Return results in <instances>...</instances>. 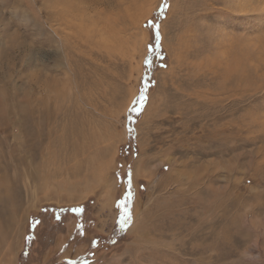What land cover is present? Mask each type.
Instances as JSON below:
<instances>
[{
  "label": "rangeland",
  "instance_id": "obj_1",
  "mask_svg": "<svg viewBox=\"0 0 264 264\" xmlns=\"http://www.w3.org/2000/svg\"><path fill=\"white\" fill-rule=\"evenodd\" d=\"M0 264H264V0H0Z\"/></svg>",
  "mask_w": 264,
  "mask_h": 264
},
{
  "label": "bare ground",
  "instance_id": "obj_2",
  "mask_svg": "<svg viewBox=\"0 0 264 264\" xmlns=\"http://www.w3.org/2000/svg\"><path fill=\"white\" fill-rule=\"evenodd\" d=\"M84 1V0H83ZM57 2V1H56ZM67 2V1H66ZM69 3V2H68ZM60 4V3H59ZM66 4V3H65ZM77 4V3H76ZM56 5H58V4H56ZM55 5V6H56ZM100 5V4H99ZM60 6H63L62 4L60 5ZM60 6H57V7H59L60 8ZM70 6V5H69ZM64 7H66V6H64ZM68 7V6H67ZM66 7V8H67ZM58 8V9H59ZM54 9H55V7H54ZM65 9V8H64ZM70 9H71V7H70ZM56 10H57V8H56ZM72 10V9H71ZM59 11V10H58ZM73 11V10H72ZM57 12V11H56ZM74 12V11H73ZM71 14V11H68L67 9L66 10H61V12H59V13H57V16H58V19H53V18H49L50 19V22H51V19L52 20H54V22H56L57 24H56V28L54 29V30H52L51 28V30L54 32V33H56V31L58 30H61V32L62 31H67V29H72V28H75L76 26L78 27V25H75V19H73L72 18V14ZM50 15H51V12H50ZM53 16V15H52ZM56 16V15H55ZM74 17V16H73ZM47 21H48V19H47ZM80 24V23H79ZM80 25H82V24H80ZM81 27V26H80ZM67 28V29H66ZM82 28H83V26H82ZM4 182V181H3ZM5 184V183H4ZM3 184V185H4ZM7 185V184H6ZM4 188V187H3ZM6 188H8V187H6ZM4 191V190H3Z\"/></svg>",
  "mask_w": 264,
  "mask_h": 264
},
{
  "label": "snow or ice",
  "instance_id": "obj_3",
  "mask_svg": "<svg viewBox=\"0 0 264 264\" xmlns=\"http://www.w3.org/2000/svg\"><path fill=\"white\" fill-rule=\"evenodd\" d=\"M156 38H157V40L159 39V34L158 33H157V37ZM144 99H145V97H144L143 93H141L138 102H142ZM76 211L79 212V211H82V209L78 208V209H76ZM129 218L130 217L127 215V212H125V214L121 217L119 223L121 225H123V224L127 223Z\"/></svg>",
  "mask_w": 264,
  "mask_h": 264
},
{
  "label": "trees",
  "instance_id": "obj_4",
  "mask_svg": "<svg viewBox=\"0 0 264 264\" xmlns=\"http://www.w3.org/2000/svg\"><path fill=\"white\" fill-rule=\"evenodd\" d=\"M73 210H75V209H73Z\"/></svg>",
  "mask_w": 264,
  "mask_h": 264
}]
</instances>
